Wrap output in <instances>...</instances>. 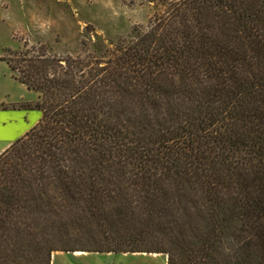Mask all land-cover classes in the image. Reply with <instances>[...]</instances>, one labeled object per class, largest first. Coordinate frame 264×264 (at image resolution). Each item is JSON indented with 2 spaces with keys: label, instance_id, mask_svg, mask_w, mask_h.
<instances>
[{
  "label": "trees",
  "instance_id": "obj_1",
  "mask_svg": "<svg viewBox=\"0 0 264 264\" xmlns=\"http://www.w3.org/2000/svg\"><path fill=\"white\" fill-rule=\"evenodd\" d=\"M149 2L100 56L7 59L42 119L0 155V264H264V0Z\"/></svg>",
  "mask_w": 264,
  "mask_h": 264
},
{
  "label": "rangeland",
  "instance_id": "obj_2",
  "mask_svg": "<svg viewBox=\"0 0 264 264\" xmlns=\"http://www.w3.org/2000/svg\"><path fill=\"white\" fill-rule=\"evenodd\" d=\"M156 11L149 0H0V147L13 144L42 119L36 110L30 116L14 112L35 105L40 95L16 79L7 59L21 67L24 60L44 55L57 60L100 56L99 43L132 39L136 30H147ZM53 264H167V257L58 253Z\"/></svg>",
  "mask_w": 264,
  "mask_h": 264
},
{
  "label": "crops",
  "instance_id": "obj_3",
  "mask_svg": "<svg viewBox=\"0 0 264 264\" xmlns=\"http://www.w3.org/2000/svg\"><path fill=\"white\" fill-rule=\"evenodd\" d=\"M28 90H29V89H28ZM29 91H30V90H29ZM12 106H13V105H12ZM2 112H7V111H4V110H3ZM14 112L21 113L23 116H24V115L30 116L31 112H33V111H27V110H23V109H17V110H14ZM0 113H1V112H0ZM3 127H4V126H3ZM25 133H26V132H25ZM27 133H28V132H27ZM27 133H26V134H27ZM26 134H25V135H26ZM25 135H24V136H25ZM24 136L21 135V137H19V139L22 138V137H24ZM17 140H18V139H17ZM17 140H16V141H17ZM16 141H15V142H16ZM11 145H12V144H5L4 146L0 147V155L3 154V153H4V152H5V151H6ZM83 253H85V252H83ZM57 254H58V253H57ZM57 254H55L54 256L56 257ZM67 254H68V255H72V253H67ZM91 254H93V253H89L88 256H82V257H84V258H86V257H90ZM109 255L113 256V254H109ZM121 256L124 257V258H126L125 254H121ZM128 256H129V255H128ZM128 256H127V257H128ZM74 257H75V256H74ZM77 258H81V257H77Z\"/></svg>",
  "mask_w": 264,
  "mask_h": 264
},
{
  "label": "bare ground",
  "instance_id": "obj_4",
  "mask_svg": "<svg viewBox=\"0 0 264 264\" xmlns=\"http://www.w3.org/2000/svg\"><path fill=\"white\" fill-rule=\"evenodd\" d=\"M73 255H77V256H86L88 255V253H82V252H78V253H72ZM130 254H125V256H128ZM134 256H137V255H144V256H154V257H157V256H161V255H157V254H133Z\"/></svg>",
  "mask_w": 264,
  "mask_h": 264
}]
</instances>
